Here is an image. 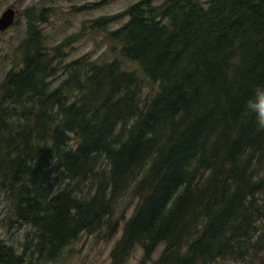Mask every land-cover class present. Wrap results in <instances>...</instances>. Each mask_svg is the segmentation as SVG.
Masks as SVG:
<instances>
[{
    "label": "trees",
    "instance_id": "obj_1",
    "mask_svg": "<svg viewBox=\"0 0 264 264\" xmlns=\"http://www.w3.org/2000/svg\"><path fill=\"white\" fill-rule=\"evenodd\" d=\"M119 15L105 61H65L81 32L49 49L29 17L0 80L2 202L29 230L0 264L119 230L111 264H264V0H137L94 24Z\"/></svg>",
    "mask_w": 264,
    "mask_h": 264
},
{
    "label": "rangeland",
    "instance_id": "obj_2",
    "mask_svg": "<svg viewBox=\"0 0 264 264\" xmlns=\"http://www.w3.org/2000/svg\"><path fill=\"white\" fill-rule=\"evenodd\" d=\"M96 1L100 0H0V14L8 6L15 10L13 23L0 32V80L9 69L18 67L20 64L19 45L27 35L29 17L36 22L37 16L42 11L46 15V20L37 25L47 48L50 49L51 46L76 33L81 32L82 34L64 48L67 51L65 61L82 54H87L96 61L110 60L114 57L121 58L116 50L118 45L113 47L114 42L106 34L127 20L128 16L119 15L105 22L103 27L96 26L94 20L98 16L116 14L137 0H111L100 6L92 5ZM160 1L155 0V3ZM124 63L127 69L135 67L132 62ZM0 195V237L19 245L25 240V234L29 228L7 217L6 206L2 202L4 198L2 191ZM133 204L134 200H127L124 203L125 216L132 211ZM119 233L120 230L112 236H104L83 232L66 247L60 259L47 262L32 256L31 262L28 261L26 264H111L110 251ZM161 248L162 245L157 248L154 256ZM141 253L139 247L134 249L123 264H138Z\"/></svg>",
    "mask_w": 264,
    "mask_h": 264
},
{
    "label": "clouds",
    "instance_id": "obj_3",
    "mask_svg": "<svg viewBox=\"0 0 264 264\" xmlns=\"http://www.w3.org/2000/svg\"><path fill=\"white\" fill-rule=\"evenodd\" d=\"M258 100L254 105H250L256 117V127L264 131V90H257Z\"/></svg>",
    "mask_w": 264,
    "mask_h": 264
},
{
    "label": "water",
    "instance_id": "obj_4",
    "mask_svg": "<svg viewBox=\"0 0 264 264\" xmlns=\"http://www.w3.org/2000/svg\"><path fill=\"white\" fill-rule=\"evenodd\" d=\"M15 18V10L13 7H6L0 14V32L6 29Z\"/></svg>",
    "mask_w": 264,
    "mask_h": 264
}]
</instances>
